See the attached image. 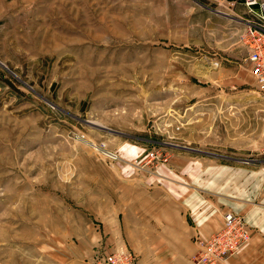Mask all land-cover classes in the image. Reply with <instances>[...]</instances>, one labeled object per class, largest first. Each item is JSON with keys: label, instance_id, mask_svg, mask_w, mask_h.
Masks as SVG:
<instances>
[{"label": "rangeland", "instance_id": "1", "mask_svg": "<svg viewBox=\"0 0 264 264\" xmlns=\"http://www.w3.org/2000/svg\"><path fill=\"white\" fill-rule=\"evenodd\" d=\"M262 1L0 0V264L120 249L136 264L139 237L117 220L125 202L149 206L134 181L264 163L240 40Z\"/></svg>", "mask_w": 264, "mask_h": 264}, {"label": "crops", "instance_id": "2", "mask_svg": "<svg viewBox=\"0 0 264 264\" xmlns=\"http://www.w3.org/2000/svg\"><path fill=\"white\" fill-rule=\"evenodd\" d=\"M213 167L224 174L204 182L198 175L195 183L188 180L185 185L169 180L133 182L147 188L149 206L122 202L117 220H131L139 237L136 264H194L191 257L199 239L222 226L226 211L244 215L250 239L238 255L220 264H264V163Z\"/></svg>", "mask_w": 264, "mask_h": 264}, {"label": "built area", "instance_id": "3", "mask_svg": "<svg viewBox=\"0 0 264 264\" xmlns=\"http://www.w3.org/2000/svg\"><path fill=\"white\" fill-rule=\"evenodd\" d=\"M256 20L249 24L248 31L241 35L240 40L247 47L248 66L264 97V1L260 2ZM153 154L150 153L148 159H153ZM107 156L116 158L112 153ZM249 238V227L244 217L228 211L224 213L223 224L217 231L199 239L193 263L220 264L237 253ZM92 264H134V257L129 251L120 249L95 258Z\"/></svg>", "mask_w": 264, "mask_h": 264}, {"label": "water", "instance_id": "4", "mask_svg": "<svg viewBox=\"0 0 264 264\" xmlns=\"http://www.w3.org/2000/svg\"><path fill=\"white\" fill-rule=\"evenodd\" d=\"M0 65L3 66L5 69H8L7 66H6L2 61H0ZM90 123H91V122H90ZM91 124H93V125H97V126L100 127V128H104V127H101V126L98 125V124H94V123H91ZM104 129H106V128H104Z\"/></svg>", "mask_w": 264, "mask_h": 264}, {"label": "bare ground", "instance_id": "5", "mask_svg": "<svg viewBox=\"0 0 264 264\" xmlns=\"http://www.w3.org/2000/svg\"><path fill=\"white\" fill-rule=\"evenodd\" d=\"M93 123H95V124H98L97 122H95V121H92Z\"/></svg>", "mask_w": 264, "mask_h": 264}]
</instances>
